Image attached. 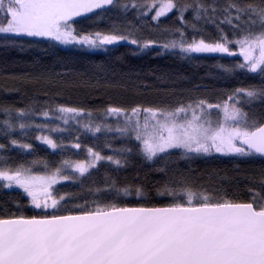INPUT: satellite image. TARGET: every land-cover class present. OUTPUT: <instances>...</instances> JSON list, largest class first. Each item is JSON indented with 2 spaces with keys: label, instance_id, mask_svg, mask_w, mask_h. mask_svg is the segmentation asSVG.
Masks as SVG:
<instances>
[{
  "label": "snow or ice",
  "instance_id": "obj_1",
  "mask_svg": "<svg viewBox=\"0 0 264 264\" xmlns=\"http://www.w3.org/2000/svg\"><path fill=\"white\" fill-rule=\"evenodd\" d=\"M114 10L134 11L138 19L150 18L158 27L162 17L172 14L174 24L164 31L178 38L160 45L162 49L185 59L192 54L242 58L217 67L226 77L240 73L259 82L235 87L215 102L189 96L175 104H109L95 118L91 109L58 104L39 112L44 123L33 121L38 113L32 104L0 105L5 117L0 133L8 140L0 143V152L15 147L34 157L17 161L0 155V182L4 189L22 190L28 205L38 210L25 215L17 204V211L4 209L0 214V264H264V195L253 194L247 201L228 199L194 189L183 174L151 186L156 197L168 199L163 206L117 202L128 197L148 200L149 185L139 179L122 187L115 179L106 180L103 186L88 187L87 196L54 194L55 185L91 176L101 162L119 171L134 166L132 160L138 158L149 167L161 165L155 170L168 176L174 156L192 161L218 154L264 161V115H250L256 104L264 106V0H0V34L6 47L21 49L43 41L104 51L121 41L141 50L157 44L130 39L129 30L104 33L76 27L77 18L92 19ZM208 25L217 35L206 39ZM222 25L228 26L232 38ZM188 29L193 33L190 39ZM14 79L50 77L41 73ZM109 118L115 119V127L105 122ZM82 119L87 122L81 125ZM51 120L64 125L72 120L93 136L115 132L124 143L120 148L106 145L112 155L86 146L88 159L49 161L36 155L33 144L12 138L17 129L66 131L59 125L50 128ZM35 139L53 151L68 147L48 135ZM74 139L70 147L79 150V135ZM259 186L264 190V174Z\"/></svg>",
  "mask_w": 264,
  "mask_h": 264
},
{
  "label": "trees",
  "instance_id": "obj_2",
  "mask_svg": "<svg viewBox=\"0 0 264 264\" xmlns=\"http://www.w3.org/2000/svg\"><path fill=\"white\" fill-rule=\"evenodd\" d=\"M77 20L80 21L76 25L78 29L104 33L113 28L129 30L132 31L130 39L141 42L155 40L157 44L141 50L137 45L121 41L117 45L108 46L109 51H88L78 47L64 48L54 42L43 41L38 46H26L21 49L18 46L6 47L4 37L0 34V105L25 107L32 104L38 113L32 118L33 121L43 123L39 112L45 108L54 109L58 104L91 109L95 118L101 116L102 110L109 104L125 108L137 104L153 106L163 101L175 104L178 100L188 99L189 96H199L215 102L224 98L225 92L235 87L259 82L252 76L240 73L226 77L217 67L218 64H231L240 59L238 57H228L226 54H192L190 58L185 59L171 50L162 49L160 45L178 38L164 31V28H170L174 24L172 14L167 18L162 17L159 27L150 18L138 19L131 10L127 13L114 10L93 16L92 19L81 17ZM222 27L229 34V38H232L227 25ZM186 31L190 39L193 33L190 29ZM209 34L213 37L217 35L212 25L207 26L204 37L208 39ZM196 38H199V35ZM41 73L50 77V80L27 82L14 79L25 76L31 79ZM244 110L249 111L247 107ZM250 115H264V106L256 104ZM4 118L0 113V120ZM39 135H44L40 129L29 128L23 133L17 129L12 133V138L33 144L36 155L49 161H58L61 158L88 159L86 146L93 147L102 155H112L113 152L106 145L120 148L124 143L115 132H101L93 136L78 126L52 134L51 137L58 143L63 140L68 146L63 151H53L35 139ZM77 135L81 143L79 150L70 147L76 142L74 137ZM0 143H8L2 133ZM0 155L12 156L17 161L34 158L26 150L15 147H12L10 152H0ZM172 160L175 163L169 165L168 176L155 170L161 165L149 167L138 158L132 160L134 166L119 171L114 165L101 162L98 170H91V176L86 174L79 179L73 177L71 180L61 181L54 186L53 191L56 195L68 193L87 196L88 187L103 186L106 180L115 179L117 186L122 187L139 179L149 185L148 200L128 197L117 202H126L129 206H138V201L163 206L168 203V199L156 197L151 186L169 177L183 174L189 178L194 189L207 190L213 195L225 196L228 199L247 201L253 194L264 195V190L259 186L264 174V161L260 159L243 160L217 154L192 161L174 156ZM2 183L0 182V214L4 209L17 211V204L25 215H33L38 211L28 205V198L22 190L4 189ZM74 202L82 201L76 199Z\"/></svg>",
  "mask_w": 264,
  "mask_h": 264
},
{
  "label": "rangeland",
  "instance_id": "obj_3",
  "mask_svg": "<svg viewBox=\"0 0 264 264\" xmlns=\"http://www.w3.org/2000/svg\"><path fill=\"white\" fill-rule=\"evenodd\" d=\"M227 28H228V26H227ZM60 46H62V47H64V48H70V47H76V46H64V45H60ZM108 47V46H107ZM78 48H80V47H78ZM84 50H88V51H103V49H87V48H83ZM240 59H242V58H240ZM102 116V115H101ZM40 119L42 120V122L44 123V122H46L45 121V119L43 118V117H40ZM85 122H87L86 121V119H82L81 120V125L83 124V123H85ZM96 122L97 123H99V122H101L100 120H96ZM106 123H109V124H112L114 127H115V124H116V121H115V119H113V118H109L107 121H105ZM57 125H59L61 128H64V129H66V131L67 130H71V129H73V128H76V127H78V125H76L75 124V122L74 121H72V120H70L69 121V124L68 125H64L61 121H59V120H51V122H50V124H49V127L51 128V127H55V126H57ZM80 127V126H79ZM40 131L41 132H44V135H48V136H52V134H55V133H57V132H51V131H49V129H40ZM103 132V131H102Z\"/></svg>",
  "mask_w": 264,
  "mask_h": 264
}]
</instances>
